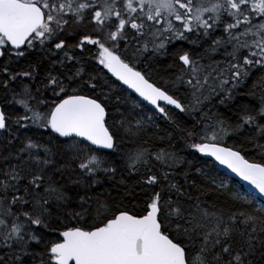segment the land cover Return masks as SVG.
<instances>
[{
    "label": "snow or ice",
    "instance_id": "obj_1",
    "mask_svg": "<svg viewBox=\"0 0 264 264\" xmlns=\"http://www.w3.org/2000/svg\"><path fill=\"white\" fill-rule=\"evenodd\" d=\"M0 264H264V0H0Z\"/></svg>",
    "mask_w": 264,
    "mask_h": 264
},
{
    "label": "trees",
    "instance_id": "obj_2",
    "mask_svg": "<svg viewBox=\"0 0 264 264\" xmlns=\"http://www.w3.org/2000/svg\"><path fill=\"white\" fill-rule=\"evenodd\" d=\"M161 59H162V61H163L164 58H161ZM160 66H161V65H159V64L157 65L158 68H159ZM254 82H255L254 80H253V81H250L248 87H249V88H252ZM245 91H247V89H245ZM243 102H244V101L239 100V99L236 101L237 104H239V103H243ZM218 110H219V112H221V113L224 114V115H227V116H232V115H233V113L228 112V111H227L224 107H222V106H221ZM229 143H231V141H230Z\"/></svg>",
    "mask_w": 264,
    "mask_h": 264
},
{
    "label": "water",
    "instance_id": "obj_3",
    "mask_svg": "<svg viewBox=\"0 0 264 264\" xmlns=\"http://www.w3.org/2000/svg\"><path fill=\"white\" fill-rule=\"evenodd\" d=\"M222 169V166H219ZM245 187H247V185L245 184Z\"/></svg>",
    "mask_w": 264,
    "mask_h": 264
}]
</instances>
